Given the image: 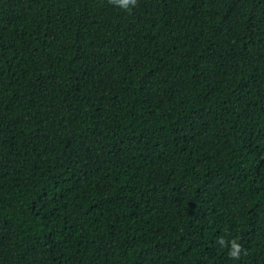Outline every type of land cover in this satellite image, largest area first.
Listing matches in <instances>:
<instances>
[{
    "label": "trees",
    "instance_id": "trees-1",
    "mask_svg": "<svg viewBox=\"0 0 264 264\" xmlns=\"http://www.w3.org/2000/svg\"><path fill=\"white\" fill-rule=\"evenodd\" d=\"M0 264H264V0H0Z\"/></svg>",
    "mask_w": 264,
    "mask_h": 264
},
{
    "label": "clouds",
    "instance_id": "clouds-1",
    "mask_svg": "<svg viewBox=\"0 0 264 264\" xmlns=\"http://www.w3.org/2000/svg\"><path fill=\"white\" fill-rule=\"evenodd\" d=\"M108 5L115 6L123 12L130 13L138 5V0H106ZM222 249H227L228 257L232 260H240L241 256H247L248 250L239 243V237L232 240L220 238L217 241Z\"/></svg>",
    "mask_w": 264,
    "mask_h": 264
}]
</instances>
